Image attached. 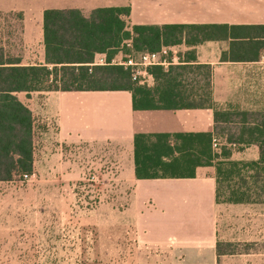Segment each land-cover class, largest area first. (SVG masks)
Masks as SVG:
<instances>
[{"label":"crops","instance_id":"1","mask_svg":"<svg viewBox=\"0 0 264 264\" xmlns=\"http://www.w3.org/2000/svg\"><path fill=\"white\" fill-rule=\"evenodd\" d=\"M108 7H128V15L122 17L127 25L225 24L240 28L223 39L165 46L167 63L149 66L147 84H137L147 90L144 95L134 94L138 108H133L128 90L16 92L32 118L31 175L36 179L32 191L38 195V205L45 195V204H67L69 211L46 215L52 225L43 227L47 231L42 236L39 217L33 226L27 223L29 215L19 212L23 200L19 182L0 180L4 187L0 195V264H72L71 169L64 160L63 165H45L51 153H113L114 171L130 186L136 230L129 236L127 250L120 245L123 243L113 247L112 264H218L215 221L221 204L215 202L214 166L219 158L208 165L203 159L194 166L192 176L137 179L133 135L204 133L211 136V142L228 143L230 139L241 145L236 160L258 158L253 141L264 140V35L257 27L264 26V0H0V13L19 15L22 51L14 57L22 66L45 64V10L76 9L87 17L93 9ZM124 56L119 50L113 58ZM99 57L105 64L103 54H95L89 64L103 65L94 64ZM176 91H180L182 105L175 103ZM206 91L212 107L223 113L217 120L213 108L205 104L186 106L200 102ZM254 129L249 135L247 131ZM258 134L261 137L255 139ZM173 142L171 139L170 144ZM249 146L252 154L247 157ZM230 153L233 160L232 147ZM41 237L48 254V261L43 262L39 257ZM121 254L127 257L121 260Z\"/></svg>","mask_w":264,"mask_h":264},{"label":"trees","instance_id":"2","mask_svg":"<svg viewBox=\"0 0 264 264\" xmlns=\"http://www.w3.org/2000/svg\"><path fill=\"white\" fill-rule=\"evenodd\" d=\"M128 12V7L96 8L84 17L76 9L45 10V64L22 66L18 58L9 59L0 53V180H13L32 170L31 113L17 99L16 92L128 90L132 94L133 108H138L134 94L144 95L147 90L130 80L127 69L110 64L122 47L129 46L124 48L125 54L130 50L151 52L182 41L195 44L231 37L234 30L240 28L225 24L127 25L122 17ZM257 28L264 35V26ZM95 54H103L105 64L90 65ZM157 71L160 74L161 70ZM166 81L170 83V80ZM174 96L175 103L180 104V91ZM204 96L200 102H189L186 106L205 104L213 108L214 119H219L223 113L212 107L208 91ZM247 132L252 135L256 130ZM259 137L261 134L255 139ZM227 142L235 143L230 139ZM253 143L259 149L256 160L234 161L229 159L230 148L225 145L220 147L219 153L211 151L209 134L135 133L134 175L137 179L192 176L194 166L203 159L208 165L213 158H219L214 166L215 202H252L251 195L264 194V140H254ZM216 252L220 253L217 245Z\"/></svg>","mask_w":264,"mask_h":264},{"label":"rangeland","instance_id":"3","mask_svg":"<svg viewBox=\"0 0 264 264\" xmlns=\"http://www.w3.org/2000/svg\"><path fill=\"white\" fill-rule=\"evenodd\" d=\"M125 47L120 49L122 53ZM21 51L19 15L0 13L1 56L10 59ZM123 54L136 53L130 50ZM216 142L218 148L230 146L225 140ZM231 147L233 160L236 161L239 157L237 152L243 148L238 143ZM251 149L252 146H249L247 157L251 156ZM63 160L64 165L71 169L72 264H112L113 247L123 243L120 245L127 250L129 236L136 230L132 221L136 211L129 201L130 186L122 183L117 170L114 171L116 164L113 153H51L44 164L63 165ZM26 174V178L21 175L14 178L21 185L23 200L19 212L29 215V225L35 226V219L39 217V232L43 236L47 231L43 227L52 225L45 216L60 211L68 212L69 207L67 204H45V195L40 196L38 205V199L35 198L38 195L32 191L36 179L31 175L32 170ZM245 181L249 185L248 180ZM2 193L4 187L0 186V195ZM251 197L254 200L247 203H220L215 221L216 245L220 252L218 264L264 263V194L260 192ZM44 240L40 238L41 262L48 261ZM126 257L121 254V260Z\"/></svg>","mask_w":264,"mask_h":264},{"label":"built area","instance_id":"4","mask_svg":"<svg viewBox=\"0 0 264 264\" xmlns=\"http://www.w3.org/2000/svg\"><path fill=\"white\" fill-rule=\"evenodd\" d=\"M126 45H129L126 43ZM168 51L165 46H161L157 51L140 52L132 55H125L121 59L112 58L110 64L120 65L129 72L130 80L146 85L150 74L147 68L152 65H164L167 63ZM104 60L99 57L94 64H103ZM212 150L216 153L218 151V144L215 139L211 142ZM26 178V173L21 175Z\"/></svg>","mask_w":264,"mask_h":264}]
</instances>
